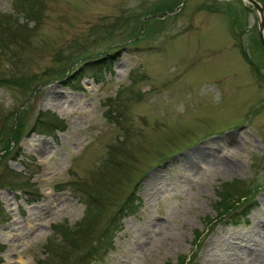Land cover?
<instances>
[{"label": "rangeland", "instance_id": "obj_1", "mask_svg": "<svg viewBox=\"0 0 264 264\" xmlns=\"http://www.w3.org/2000/svg\"><path fill=\"white\" fill-rule=\"evenodd\" d=\"M7 17L17 32L0 28V150L22 130L0 154V264H264V48L252 5L0 0V26ZM106 55L107 70L86 65ZM39 113L63 129L30 135ZM224 188H257L238 227L217 219ZM131 193L141 208L114 236Z\"/></svg>", "mask_w": 264, "mask_h": 264}, {"label": "trees", "instance_id": "obj_2", "mask_svg": "<svg viewBox=\"0 0 264 264\" xmlns=\"http://www.w3.org/2000/svg\"><path fill=\"white\" fill-rule=\"evenodd\" d=\"M22 6H23V3L20 4L19 7L17 5H15L16 9L14 10V12L17 15H19L20 9L22 8ZM25 11H26V13H23V15L27 19V21L33 20L34 9L31 7H28V9ZM5 20L8 23H5L2 26H0L1 29H4L2 31V33L7 32L8 38H13L16 35L17 29H15L14 24H13L10 17H7ZM242 55L244 57H246L244 50L242 52ZM248 59L249 58L246 57V60H248ZM86 65H88V67L90 69L100 68V69H106L107 70V68L111 65L110 56L106 55L105 58H103V59H98V60H94L92 62H87ZM70 68L71 67H69V69L67 71L68 72L67 78L73 77V76H69L70 74H72V73H69ZM63 78L64 77L61 76L55 80H59V79L61 80ZM39 87L36 86L32 90V93H35L39 89ZM29 101L30 100H28L26 102V104H28ZM23 106H25V103L23 105H21V107H23ZM22 109H24V108H22ZM37 120H39V122L34 123V125L32 126V129L30 131V135H31V132H36V128H34V127H37L39 129V132L41 135H47L49 132H59V131H61V129H63V122L61 123L59 121V119L55 116L47 119V118L43 117V113H39ZM21 130H22L21 125L19 124V131L17 133L12 134V130H10L9 131L10 133H8V137L3 139V140H6L11 135V137H10L11 142L9 144L6 143L7 145L5 144L4 147H2V149L0 150V154L3 155V158L6 155L12 153L14 147H16L19 144L18 139L21 135ZM4 136H5V134L2 135V138ZM10 144H12V145H10ZM1 160L2 159H0V161ZM25 171H26V169H25ZM256 190H257V188H250V189L246 190L244 193H242L240 191L234 192L232 190H229L228 188H224L223 194L229 195L231 200L226 202L225 207H217V209H216L217 219L218 220L221 219V221L219 223L231 224L234 227H238L242 223H245L247 221V216L249 215L250 207L252 206V203H254L253 199H255ZM223 194L221 195V197L223 196ZM232 197H235V199L233 201H232ZM221 203L225 204V200L222 199ZM139 208H141V200L139 198H137L135 193L129 194L127 196V198L124 200V202L121 204L119 210L115 213V215L111 219V224H114V223L116 224L115 229L113 231L114 236L116 233L121 232L122 221L124 219L128 218L129 216L135 215L134 213H137ZM87 209H89L88 205H87ZM212 222L213 221H211L210 224ZM110 228H108L106 230L107 233H109ZM196 238H198V236H196Z\"/></svg>", "mask_w": 264, "mask_h": 264}, {"label": "water", "instance_id": "obj_3", "mask_svg": "<svg viewBox=\"0 0 264 264\" xmlns=\"http://www.w3.org/2000/svg\"><path fill=\"white\" fill-rule=\"evenodd\" d=\"M245 1L248 2L250 5H252L253 8L257 12L258 29H259L260 41H261V44H262V46L264 48V35H263V30H264V13H263V8L261 7V5L256 0H245ZM145 20L142 22V24L140 26V29H141L140 32H142L143 23L145 22Z\"/></svg>", "mask_w": 264, "mask_h": 264}]
</instances>
